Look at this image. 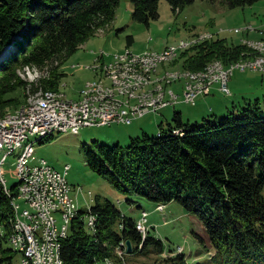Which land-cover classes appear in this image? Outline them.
<instances>
[{"label": "trees", "instance_id": "obj_1", "mask_svg": "<svg viewBox=\"0 0 264 264\" xmlns=\"http://www.w3.org/2000/svg\"><path fill=\"white\" fill-rule=\"evenodd\" d=\"M130 1L134 20L149 24L159 17L160 0ZM193 1L167 0L174 12ZM260 1L264 0H224V4L235 9ZM120 4L121 0H0V56H4L0 111L10 104L5 97L13 92L28 90L31 97L57 92L66 76L62 66L98 31L110 27ZM245 48L217 38L190 48L180 59L184 69L202 71L217 60L229 66ZM19 67L48 70L49 77L29 86L18 77ZM173 118V124H161L153 136L144 132L132 137L127 148L97 142L85 153L87 165L115 189L155 208L177 203L204 226L216 251L213 259L223 264H264V97L246 101L240 111L232 108L192 124L184 123L180 112ZM94 201L91 212L98 216V231L90 234L84 221L74 222L60 250L65 264H103L127 242L133 255L166 252L154 228L143 239L136 218L107 199ZM13 217L11 198L0 186V264H13L17 256L9 246ZM153 264L188 263L181 253Z\"/></svg>", "mask_w": 264, "mask_h": 264}, {"label": "rangeland", "instance_id": "obj_2", "mask_svg": "<svg viewBox=\"0 0 264 264\" xmlns=\"http://www.w3.org/2000/svg\"><path fill=\"white\" fill-rule=\"evenodd\" d=\"M133 11L134 5L130 0H121V4L116 10V17L110 27L98 31L95 37L90 38L62 66L61 69L66 76L60 82L58 91L67 96L69 100L77 101L81 96L80 93L89 82H99V76L94 71L95 68L93 69L91 67L95 66L96 55L100 52H104L109 56V59H106V63L108 64L112 59L111 56L123 54L126 49H129L135 54L150 50L162 51L168 46H176L181 41L191 42L193 38V41H198L206 36H213V38H207L203 42H206L208 39L211 41L220 38L226 39L228 43L240 45L237 40L239 37L242 38L240 42L244 39L247 42L253 43L254 40L260 38V35L258 34L256 38H252L251 35L257 34V31H264V28H262L264 27V1L257 2L253 6L229 9L224 4V0H194L193 3L174 12L171 10L167 0H160L158 7L159 17L150 20L149 24L134 20ZM245 27L251 28L255 32L243 30L245 32L241 34L234 33V30L242 31ZM129 37L133 40L131 44H129ZM199 44L201 43L194 44L193 47ZM242 47L245 48V46ZM190 48L192 47H189V49L180 54L177 63L166 64L164 68H161V71L170 69L173 71L191 72V70H186L182 67L183 59H180L181 55L189 52ZM247 49L245 48L244 50ZM243 53H241L234 64L243 60L241 59L243 58ZM217 62L221 61L218 60L209 63L215 64ZM227 67L230 68V65ZM227 67L224 66V68L228 69ZM217 68L218 65L215 66V69ZM17 71L18 77L29 86L49 77L48 70L40 72L34 68L19 67ZM238 74L239 72L234 73L236 76ZM257 76L260 78V82L261 80L264 81V78L259 75ZM262 84L264 87L263 82ZM179 85H181L180 82L171 86L177 94L182 89ZM169 89L168 87L167 90ZM255 95L258 96L256 97L257 99L264 97V88L256 90ZM5 98L10 101V104H6L1 109L0 118H6L8 115L16 113V111L22 109L27 103H37L39 97L35 96L32 99L31 94L26 90V92H13ZM234 100L236 102L238 98L236 97ZM238 101L241 102V100ZM252 101L254 102V100ZM235 105L237 107H234L235 111H240L244 107H240L238 104ZM184 106L190 111L196 109V107H192L193 105L190 106L184 103ZM184 123L192 124L193 122L188 120V118H184ZM170 124H173V122ZM129 127L131 126L114 124L111 127L86 128L77 135L55 133L51 137L52 140H45L35 144L34 156L29 160L28 164L35 166L43 159L49 163L52 169L60 174H63L65 168L70 166V170L66 175L71 189L70 197L75 202H78L79 209L82 213H85V210L90 209L93 204H96L94 201L96 197L111 201L115 207L128 217H139L141 214L139 207L150 212L149 225L154 228L153 232L155 236L165 242L164 245L167 247L166 252L163 255H159L151 250L145 256L132 254L123 257L124 255L122 253L117 252L118 246L114 252L115 257L108 258L110 260H107L108 263L106 262V264L159 263V261L169 258L170 256L168 254H171L172 250L174 251L176 249H178L179 254L184 252L188 264H223L218 258L211 259L212 254L216 251L211 247L210 240L205 233L202 223L194 216L187 214L177 203L172 202L167 205L163 213L155 212V206L149 201L120 192L106 179L94 173L87 165L85 153L87 149H95L94 147L97 142L108 146L119 144L121 147L127 148L130 145V138L133 136H128L129 140L127 139L125 141L126 139L122 135ZM34 140L36 138H31L29 142ZM17 155L18 153H15L7 157L2 171L7 181L6 186L10 191L20 183L16 168ZM21 205L23 207L22 203ZM60 224L61 219L58 216V225ZM71 226L69 227L70 232ZM20 261L21 257L17 255L14 257L13 264H20Z\"/></svg>", "mask_w": 264, "mask_h": 264}, {"label": "bare ground", "instance_id": "obj_3", "mask_svg": "<svg viewBox=\"0 0 264 264\" xmlns=\"http://www.w3.org/2000/svg\"><path fill=\"white\" fill-rule=\"evenodd\" d=\"M252 30V29H251ZM241 30H234V33L241 34ZM204 34V33H203ZM257 34L260 35V38L257 40H254L253 43H251V48L256 53H249L248 51H245L243 53V58L246 61H243V69L244 68H250V67H257L258 61H261V67L264 68V40L260 41L264 38H261V34L258 32ZM201 35V34H200ZM199 35V36H200ZM198 36V35H197ZM212 39L213 36H206L203 37L201 40L193 41L191 42H185L181 41V45H183V48H179V43L176 46H168V49H171L172 51H169L167 53H164L163 57L160 59V64H153V66L148 70V66H140V67H132L127 65V61H131V55L137 56V55H144L145 60L147 62L154 61L155 60V53L150 51L144 52V53H132L129 49H126L125 53L123 54V59H117V55L111 56L112 59L110 61L111 66L107 67L104 66V63H106V59H109L108 55L103 54V60L101 58L95 59V66L91 68H95L94 71L97 72L99 76V82L94 83H88L85 86V89L80 93L79 100H69L67 96H65L60 91H45L44 93H39L35 95L36 97H39L37 99V103L35 104H28L25 105L22 109L19 111H16L14 114L8 115L6 118H0V127H7L6 124L8 122H11L12 120H16L19 117H25L26 115H33L34 112L39 111L41 114L50 113L52 111H55L59 108L62 104H69L72 106H85V102H90L91 100H99L100 101H107L109 107L112 106H120L123 105L129 106L131 108H139L140 105H146L149 102H152L153 100L160 99V92L158 89L161 86V92L162 94H171V95H178L173 89L171 88L172 85L178 84L180 82L182 88L181 90L187 89L188 85H191L194 83V81H204V79H207V71H217L220 69V76H230L231 71H236L239 69V63H233L230 64V68H228L226 65V68L221 67L220 63L217 62L215 64H209L207 65L204 70L202 71H173L170 69H164V71H161V68H164L166 64H171L176 62L179 58L180 54L184 52L185 50L189 49V47H193L194 44L201 43L207 39ZM210 39L206 40L209 41ZM247 43L246 40H242L240 44ZM178 50V51H176ZM218 61V60H217ZM237 61V60H236ZM108 63V64H110ZM218 65V68L215 69V66ZM171 67V66H170ZM172 68V67H171ZM92 70V69H90ZM96 74V75H97ZM113 75H120V78H116ZM97 78V77H96ZM136 80V79H145L144 80V88L139 89V93L135 91H127L128 95L125 94H116L112 91H118L123 89V80ZM177 82H171L176 81ZM164 82V83H163ZM99 87V88H98ZM170 88L167 90V88ZM100 88L105 90H110V92H102L100 94ZM32 96V99L35 97ZM35 101V100H34ZM3 119V120H2ZM61 133V128L56 129V127H47L43 128L36 134H30V135H22L20 139H18V143L13 144V148H9L8 145H0V155L1 157H5L6 159L8 156H11L15 153H18L16 161H19L20 159H27L29 158V154L31 151V158H33V154L35 152V144L41 143L42 141L47 140V138L52 137L53 134ZM63 133L71 134V135H77L79 133H76L75 131L71 129H64ZM176 133V132H175ZM31 138H36V140L29 142ZM28 142V143H27ZM33 148L34 151L31 150ZM42 160L39 161L38 165L32 166V167H39ZM49 168L51 169V173H57L58 179L64 178V186L62 183H56L54 184L55 194L56 196H53V203H55V206L60 209V211H52V222L47 223V228L44 220H36V228L38 230V234H45V238H49V244L50 249L46 250V254L43 255V262L44 263H51V264H65L63 261V258L61 256V247L63 244V240L68 237L70 234L69 227L76 222L77 220L81 219L85 223V228L89 231L91 234H95L98 231L97 222H98V216L96 214H93L91 212V207L88 210H85V213H82L79 209L78 202H75L70 197V186L67 181V173L66 169L68 168V171L70 170L69 167H66L63 174H60L56 172L54 169H52L49 165ZM21 186H23V178H20V183L17 187V191L21 190ZM5 194L11 198V202H14V206L17 208H23L24 207V201L23 199H17L16 196H12V192L8 189L5 182ZM65 193V196L68 197V201H63L62 198ZM23 204V207L21 205ZM162 208H158V210H161ZM14 213V224H13V232L11 236L9 237V245L11 246V249L16 253V244L18 243V236H20V222H18V218L15 215V210L13 209ZM146 213V212H144ZM41 215L43 217H50V205H41ZM58 216H60L61 224L58 225ZM89 234V235H90ZM141 234V233H140ZM142 238L144 239L145 236ZM122 246V244H121ZM121 246L118 247L117 252L120 253ZM21 257L20 264H23V257ZM52 257V258H51ZM124 257V256H123ZM104 261L106 264L107 260ZM112 261V260H111ZM108 263V262H107ZM112 263V262H111Z\"/></svg>", "mask_w": 264, "mask_h": 264}, {"label": "built area", "instance_id": "obj_4", "mask_svg": "<svg viewBox=\"0 0 264 264\" xmlns=\"http://www.w3.org/2000/svg\"><path fill=\"white\" fill-rule=\"evenodd\" d=\"M242 30L255 32L248 27ZM257 32L261 34V38H264V31ZM240 45L248 47L249 53H255L251 48L250 42ZM179 48H183L181 43H179ZM151 51L155 53L154 61L147 62L144 55H131V61H127V65L135 68L148 66V70H150L153 64H160V59L164 53L172 50L166 47L162 51ZM103 54L105 53H97L96 59L101 58L103 60ZM123 54L126 53L123 52ZM123 54H116L117 59H123ZM243 61H246V58ZM243 61H239V69L231 71L230 76H220V69L217 71H207V79H204V81L195 80L194 83L188 85L187 89L180 90L178 95L162 94L160 86L158 89L160 99L153 100L146 105H140L139 108L124 107L123 105L109 107L107 101H100L99 99L85 102V106L71 107V105L64 103L57 110L46 114H41L39 111L34 112L33 115H26L25 113V117H19L16 120L8 122L6 124L7 127H0V145H8L9 148H13V144L18 143V139L22 135H34L41 129L47 127L61 128V133H63L64 129H71L76 133H80L83 129L90 127H111L114 124L131 125L148 115L157 114L165 110V108L176 106L180 101L188 105H195L199 99L211 95L214 87H217L226 96H230L229 83L235 72L241 74H264L261 61H258L257 67L244 69ZM104 66L110 67L111 63H104ZM223 66L225 64L220 63V68ZM113 76L120 78V75ZM144 80L124 79L123 89L112 92L117 96V94L128 95L127 91H135L138 95L140 94L139 89L144 88ZM171 82H177V80ZM102 92H110V90L100 88V94ZM31 150L34 151L33 148ZM30 159L31 151L29 158L16 161L17 176L18 178H23V186H21L20 191H17V199H23L24 201L23 208H17L14 206V202H11L12 208L15 210V215L19 217L18 222H20V236H18V243L16 244V255L23 257V264H51L43 262V255L46 254L47 249H50V244L49 238H45V234H38L36 220H44L47 228V223L52 222V211H60L55 206V203H53V196H56L54 184L63 182L64 186V178L58 179L57 173H51L49 163L45 160L42 159L39 167H32V165L28 164ZM5 163L6 155L5 157H0V186L4 193L6 192L5 182L7 181L2 171ZM66 172H68V168ZM61 198L62 202L68 201L65 193ZM41 205H50V217H43L41 215ZM158 208L163 207L160 206ZM147 221L148 213H143L140 220L136 223L137 229L143 234V237L148 235L149 232ZM126 248V243H122L120 253L124 257L127 255Z\"/></svg>", "mask_w": 264, "mask_h": 264}, {"label": "crops", "instance_id": "obj_5", "mask_svg": "<svg viewBox=\"0 0 264 264\" xmlns=\"http://www.w3.org/2000/svg\"><path fill=\"white\" fill-rule=\"evenodd\" d=\"M253 35H255V37H253ZM251 36L252 38H256L258 37V34L255 33ZM248 38H250V36H248ZM241 39V37L237 39L239 43ZM257 75L264 78V76H262L264 74L260 73H239L237 76L234 75L231 79V82L229 83V89L231 92L230 96H226L219 89H217V87H214L211 95L199 99L196 102L197 104L195 106H192L196 107V109H193V111L186 109L183 102H179L183 104L165 108V110L159 112L158 114L148 115L142 119H139V121L135 122L134 124L129 125L131 127L125 130L122 137H125V141H127L128 136L140 137V135H142L144 132H147L149 135L153 136L154 134L159 133V126L161 124L166 127L168 124L173 122V116L175 112H180L183 121L184 118H188V120L195 122L201 121L209 116L219 117L221 115H224L229 110H232V108H237L235 104H238L240 107L244 106L246 101L257 99L256 97L258 96L255 95L256 90L264 88L262 84V82L264 83V81L261 80L260 82V78ZM236 97L238 98V100H241L242 103L238 100L236 101V103L234 100L236 99ZM135 218L137 219L138 217Z\"/></svg>", "mask_w": 264, "mask_h": 264}, {"label": "water", "instance_id": "obj_6", "mask_svg": "<svg viewBox=\"0 0 264 264\" xmlns=\"http://www.w3.org/2000/svg\"><path fill=\"white\" fill-rule=\"evenodd\" d=\"M2 57H4L3 54L0 56V59H2ZM131 252H132V250H131V244H130V242H127V251H126V253H128L130 255V254H132Z\"/></svg>", "mask_w": 264, "mask_h": 264}]
</instances>
